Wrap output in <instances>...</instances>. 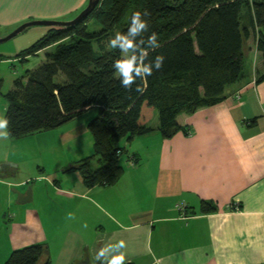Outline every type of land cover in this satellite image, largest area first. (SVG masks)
<instances>
[{
    "label": "crops",
    "instance_id": "crops-1",
    "mask_svg": "<svg viewBox=\"0 0 264 264\" xmlns=\"http://www.w3.org/2000/svg\"><path fill=\"white\" fill-rule=\"evenodd\" d=\"M87 2L0 0V29L27 19L72 17ZM243 50L244 77L225 89V98L178 116L190 135L180 131L165 139L158 123L150 125L152 116L150 133L123 141L124 154L134 155L136 164L123 165L116 184L87 188L74 171L79 178L49 183L52 195L40 196L31 186V201L18 204L24 229L14 233L12 226L7 235L13 250L40 244L47 248L43 260L52 264H99L96 251L123 240L125 264H264V80L256 82L264 65L255 37ZM75 127L68 132L80 134ZM27 181L7 186L23 194ZM11 194L12 203L17 194ZM202 201L216 211L191 216ZM233 204L240 209L231 210Z\"/></svg>",
    "mask_w": 264,
    "mask_h": 264
},
{
    "label": "trees",
    "instance_id": "trees-1",
    "mask_svg": "<svg viewBox=\"0 0 264 264\" xmlns=\"http://www.w3.org/2000/svg\"><path fill=\"white\" fill-rule=\"evenodd\" d=\"M134 11L148 13L142 18L149 31L137 39L147 40L152 32L158 35L160 46L148 50L146 63L157 55L164 61L146 81L137 79L125 89L112 67L121 53L102 43L117 32L126 33ZM91 19L99 24L98 30L88 29ZM249 36L255 37L264 65V0H99L86 17L70 26H50L18 54L26 61L53 47L44 62L25 73L24 85L16 79L14 89L1 94L7 103L8 137L59 128L95 107L97 114L87 124L94 153L70 170L80 174L87 188L112 186L124 171L119 161L125 152L121 142L150 133L153 129L146 124L153 111L158 114L157 130L169 139L180 131L190 132L178 123L179 115L225 98V89L244 77L243 48ZM263 80L264 71L256 82ZM1 86L0 79V90ZM127 161L136 164L134 155ZM215 211L202 201L199 211L190 214ZM46 255V246L30 245L12 251L3 264H52L47 257L43 260Z\"/></svg>",
    "mask_w": 264,
    "mask_h": 264
},
{
    "label": "rangeland",
    "instance_id": "rangeland-1",
    "mask_svg": "<svg viewBox=\"0 0 264 264\" xmlns=\"http://www.w3.org/2000/svg\"><path fill=\"white\" fill-rule=\"evenodd\" d=\"M80 11L75 13L72 17L50 19L68 21L76 17ZM30 20L33 19H27L23 22ZM23 22L19 23L9 31L0 29V38L8 35ZM99 28L100 26L95 19H91L88 22V29L90 31L98 30ZM49 29L50 26H29L12 38L7 39V41L0 42V79L2 80L0 90V117H4V109L6 105V101L1 94H5L14 89L15 79H20L23 84H25L27 81L25 73L27 71L35 70L41 62H44L45 60L44 53L30 56L26 61H21L20 58H17L18 54L31 47L39 38L46 34ZM109 41L110 38L102 43L106 49L110 48L108 46ZM52 50L49 49L47 53ZM245 66L246 62L244 58V68ZM96 114L97 109L94 107L59 128L26 135L19 139H10L8 137L10 140L7 138L4 139V141L6 140L5 142L0 143V160L3 162V164H0V173L3 174V172L7 171L4 178L0 179L4 181L3 184L0 183V264H3L6 261L14 249L7 240V235L9 234V231H11L12 226H14L13 232L16 233L19 228L24 229V226H20L22 223H25L23 221L24 214L19 209L18 196L12 203L7 199L8 196L13 195L11 194V191L15 189L9 188L7 183H11L12 180L22 181L27 179L28 186L25 187V189L21 188V190L27 191L28 187L31 188V186H35L38 187V190H41L39 192L40 196H47L52 195L54 192L49 186V183H52L55 180L62 181V179H69L72 181L73 177L79 178L78 173L69 170L73 165L71 164L72 161H76L78 157L86 158L92 156L94 153L93 139L89 130L86 129V125ZM152 116L153 119H151L152 121L150 122V125H153L154 123L157 124V112L153 111ZM75 125L76 130L80 134H72L68 132L69 129ZM123 141L121 144H123ZM126 157L127 156L124 153L121 155L120 164L122 166L126 163L133 165L126 160ZM97 164V159L94 158L91 161V167L95 169L98 166ZM13 174H16V176L12 177ZM39 204V202L32 203L37 209ZM49 205H51V203H48V205L46 204V207ZM17 226H19V228H17ZM30 245L34 244H27L24 247ZM7 248L10 249L9 252H7ZM4 253L5 257L3 258Z\"/></svg>",
    "mask_w": 264,
    "mask_h": 264
},
{
    "label": "clouds",
    "instance_id": "clouds-1",
    "mask_svg": "<svg viewBox=\"0 0 264 264\" xmlns=\"http://www.w3.org/2000/svg\"><path fill=\"white\" fill-rule=\"evenodd\" d=\"M147 15L146 11L144 13L134 11L127 32H117L108 44L110 48L119 49L121 53L120 57L113 62L112 67L120 78L121 86L125 89H131L137 79L142 82L146 81V78L152 75L153 69L159 70L163 66L164 57L162 55H157L154 60L146 63L148 50H155L160 46L157 33L152 32L147 40L137 39L149 31L148 21L142 18ZM136 90L143 91L139 86ZM8 123L7 118L0 117V138L2 139L8 138ZM125 247L123 240L116 244H105L96 251L94 259L99 264H125V253L119 251Z\"/></svg>",
    "mask_w": 264,
    "mask_h": 264
},
{
    "label": "water",
    "instance_id": "water-1",
    "mask_svg": "<svg viewBox=\"0 0 264 264\" xmlns=\"http://www.w3.org/2000/svg\"><path fill=\"white\" fill-rule=\"evenodd\" d=\"M98 2L99 0H88L86 6L78 13V15L68 21H61L55 19H33L27 22H23L14 30H12L8 35L0 38V42L7 41V39L12 38L13 36L23 31L25 28L33 25L64 26V27L73 25L76 22H78L80 19L86 17L93 10V8L96 6ZM12 192H15L17 194L19 204L27 203L32 199V190L30 187H28L27 191H25L23 194L18 192L16 189H14Z\"/></svg>",
    "mask_w": 264,
    "mask_h": 264
},
{
    "label": "built area",
    "instance_id": "built-area-1",
    "mask_svg": "<svg viewBox=\"0 0 264 264\" xmlns=\"http://www.w3.org/2000/svg\"><path fill=\"white\" fill-rule=\"evenodd\" d=\"M190 134H191V132H188V135H190ZM229 208H230L231 210H234V211H238V210L240 209V207H239L238 204H233V205L229 206ZM185 217H186V216H185Z\"/></svg>",
    "mask_w": 264,
    "mask_h": 264
}]
</instances>
